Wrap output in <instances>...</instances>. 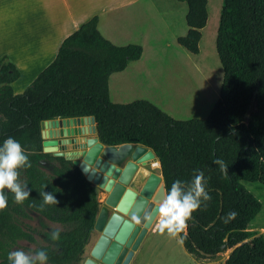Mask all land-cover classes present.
I'll return each mask as SVG.
<instances>
[{"label": "trees", "instance_id": "1", "mask_svg": "<svg viewBox=\"0 0 264 264\" xmlns=\"http://www.w3.org/2000/svg\"><path fill=\"white\" fill-rule=\"evenodd\" d=\"M185 4L187 33L178 46L198 55L206 26L207 0ZM216 52L223 78L219 98L206 118L176 121L144 100L117 104L110 100L109 78L138 62L137 44L116 46L98 30L94 16L61 43L53 62L20 94L12 83L19 71L0 60V145L13 137L26 149L31 168L20 169L29 198L0 211V264L19 241L48 252V264H81L100 210L99 189L72 161L42 152V123L93 116L99 142L105 146L142 145L154 153L165 190L173 181H189L202 170L212 199L193 213L184 250L195 260H213L230 250L223 264H264V236L248 229L262 205L243 184L264 186V0H222ZM220 137V139L217 138ZM222 159L227 175L212 161ZM50 162L48 172L40 161ZM53 192L59 203L39 210V192ZM237 213L228 223L226 213ZM34 218L43 231L30 227ZM46 222L59 225L49 228ZM60 232L52 241L50 234ZM41 243H37L35 238ZM41 238V239H39ZM35 250V251H36Z\"/></svg>", "mask_w": 264, "mask_h": 264}, {"label": "rangeland", "instance_id": "2", "mask_svg": "<svg viewBox=\"0 0 264 264\" xmlns=\"http://www.w3.org/2000/svg\"><path fill=\"white\" fill-rule=\"evenodd\" d=\"M145 21L147 27L127 44H137L142 48L140 61L130 63L125 72L109 78L110 100L117 104H127L136 100L152 103L176 121L203 119L208 116L219 98L223 72L216 52V38L219 26L222 0H207L208 18L201 30L198 55H192L176 43L185 36L187 7L178 0H149ZM123 18H120L122 22ZM114 27V26H113ZM100 33L111 38V31L100 28ZM43 127V126H42ZM78 142L83 137L75 136ZM73 149L78 147L72 145ZM53 156L54 154L51 153ZM154 173L159 172L151 170ZM245 189L259 200L261 211L248 225V229L259 235L264 230V186L243 184ZM102 205V196L98 194ZM156 222V221H155ZM154 222V223H155ZM32 228L40 229L34 218L28 221ZM49 228L59 229V225L46 222ZM155 224L151 227L153 229ZM156 229V228H154ZM145 238L136 258L130 264H223L226 251L213 260L197 261L177 242V239L161 235L157 230ZM264 233V232H263ZM97 233L94 231L82 257H89ZM37 243H41L35 237ZM36 243L22 242L16 247L34 253ZM136 251V252H137Z\"/></svg>", "mask_w": 264, "mask_h": 264}, {"label": "water", "instance_id": "3", "mask_svg": "<svg viewBox=\"0 0 264 264\" xmlns=\"http://www.w3.org/2000/svg\"><path fill=\"white\" fill-rule=\"evenodd\" d=\"M42 126V152L72 161L106 194L93 228L99 235L82 264H130L166 191L162 176L151 171L159 164L154 153L138 144L103 145L93 116L48 120ZM75 128L83 137L79 142ZM40 165L53 170L48 161L41 160Z\"/></svg>", "mask_w": 264, "mask_h": 264}, {"label": "crops", "instance_id": "4", "mask_svg": "<svg viewBox=\"0 0 264 264\" xmlns=\"http://www.w3.org/2000/svg\"><path fill=\"white\" fill-rule=\"evenodd\" d=\"M145 2L150 5L149 0H0V60L6 58L20 73L11 85L13 93L22 94L53 62L63 40L94 16L98 17V30L104 26L111 31V38L101 35L116 46L128 45L136 35L143 37L140 32L151 27L150 20L145 21L150 10ZM74 131L77 136L79 129ZM158 170L156 174L161 176L159 164L154 171ZM99 194L101 207L106 194L101 190ZM153 229L147 231L137 250Z\"/></svg>", "mask_w": 264, "mask_h": 264}, {"label": "clouds", "instance_id": "5", "mask_svg": "<svg viewBox=\"0 0 264 264\" xmlns=\"http://www.w3.org/2000/svg\"><path fill=\"white\" fill-rule=\"evenodd\" d=\"M218 139L220 137L217 136ZM224 175H227L228 165L224 160L216 158L212 161ZM31 162L26 149L13 137L6 138L0 145V211L8 207V195L5 190L13 195V203L23 204L30 195L27 184L19 180L20 169L31 168ZM207 180L202 170H194L189 181L177 179L173 181L170 189L166 190L159 200L156 210L155 227L159 234L177 239L183 244L192 215L203 205L207 207L212 197L206 187ZM47 185L39 192L42 202L39 210L43 211L48 205H57L59 201L53 192H45ZM237 213L230 211L222 220L225 223L235 219ZM52 241L60 239V232L53 231L50 234ZM48 252L46 249H38L34 253L25 252L22 249L11 251L7 255L8 264H48Z\"/></svg>", "mask_w": 264, "mask_h": 264}, {"label": "flooded vegetation", "instance_id": "6", "mask_svg": "<svg viewBox=\"0 0 264 264\" xmlns=\"http://www.w3.org/2000/svg\"><path fill=\"white\" fill-rule=\"evenodd\" d=\"M36 224H37L38 227H41L40 224H39L37 221H36ZM35 237H36V233H35ZM39 239H41V238H39ZM22 242H27V241H19L18 244H20V243H22ZM27 243H30V242H27ZM36 248H37V246H36ZM83 262H84V261H83Z\"/></svg>", "mask_w": 264, "mask_h": 264}, {"label": "bare ground", "instance_id": "7", "mask_svg": "<svg viewBox=\"0 0 264 264\" xmlns=\"http://www.w3.org/2000/svg\"><path fill=\"white\" fill-rule=\"evenodd\" d=\"M152 169H153V170H157V169H158V164H157V163H156V164H153V165H152Z\"/></svg>", "mask_w": 264, "mask_h": 264}]
</instances>
